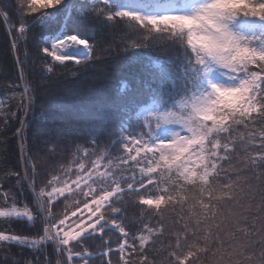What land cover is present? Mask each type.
Here are the masks:
<instances>
[{"label":"snow or ice","instance_id":"obj_1","mask_svg":"<svg viewBox=\"0 0 264 264\" xmlns=\"http://www.w3.org/2000/svg\"><path fill=\"white\" fill-rule=\"evenodd\" d=\"M0 23L19 73L0 85V264H264V0H0ZM158 46L150 103L101 122L47 101L36 126L58 69Z\"/></svg>","mask_w":264,"mask_h":264},{"label":"trees","instance_id":"obj_2","mask_svg":"<svg viewBox=\"0 0 264 264\" xmlns=\"http://www.w3.org/2000/svg\"><path fill=\"white\" fill-rule=\"evenodd\" d=\"M122 3L126 0H121ZM59 25H55L58 28ZM86 31L89 36H94L97 39L107 37L115 38L123 30V26H117L116 29L97 28H81ZM46 30L34 29L33 32ZM162 44L163 42H159ZM11 37L5 31V25L0 23V85L6 80L11 81L18 77L16 64L13 53L10 51ZM29 50L33 53L37 48V38L33 33L29 35ZM115 49L112 57H102L97 60L93 67L82 72L78 76H73L66 69H58L57 74L52 77L47 83L46 89L42 92V99L37 101L35 108L36 126L39 127L45 118V113L42 112L41 104L47 101H52L55 104V111L58 118L70 119L74 121H83L87 119H95L97 121H105L113 113L120 111L125 105H129L131 101H147L151 102L149 92L147 91V80H145V88L143 91H137L140 88L141 78L146 77L147 73H151L156 77H163L169 69V64L166 62L169 55V50L165 47L158 46L150 52V56L157 57L164 63L157 64L155 59H150L149 55L139 57L128 61L124 57L116 58ZM23 58V56H21ZM35 80L38 77L33 75L30 77ZM162 81L153 80L155 86ZM22 89H17V98L10 103L14 106L19 102V92ZM8 95H11V90L0 87V100L7 102ZM143 106V105H142ZM15 123L12 128L16 127ZM2 127V124H0ZM13 132H7V136L11 138ZM14 147V145H13ZM3 151V149H0ZM9 154H13V148H10ZM18 155V153H16ZM171 222V221H169ZM115 247V245H113ZM99 251L100 249H96ZM52 249H49L51 252ZM93 264H99V261H94Z\"/></svg>","mask_w":264,"mask_h":264}]
</instances>
